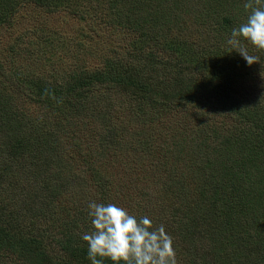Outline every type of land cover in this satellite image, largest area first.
<instances>
[{"label":"trees","instance_id":"trees-1","mask_svg":"<svg viewBox=\"0 0 264 264\" xmlns=\"http://www.w3.org/2000/svg\"><path fill=\"white\" fill-rule=\"evenodd\" d=\"M245 2L0 0V26L30 4L98 37L39 22L0 57V264H90L93 200L164 225L177 264H264V50L227 43Z\"/></svg>","mask_w":264,"mask_h":264},{"label":"clouds","instance_id":"clouds-1","mask_svg":"<svg viewBox=\"0 0 264 264\" xmlns=\"http://www.w3.org/2000/svg\"><path fill=\"white\" fill-rule=\"evenodd\" d=\"M255 4L262 6H254ZM246 20L233 27L227 43L251 65L259 61L242 46L241 38L264 50V0H246ZM92 229L81 234L90 264H177L173 238L164 225L153 227L148 215L136 216L116 203L90 201Z\"/></svg>","mask_w":264,"mask_h":264},{"label":"rangeland","instance_id":"rangeland-1","mask_svg":"<svg viewBox=\"0 0 264 264\" xmlns=\"http://www.w3.org/2000/svg\"><path fill=\"white\" fill-rule=\"evenodd\" d=\"M90 12H93V10L90 9ZM17 19L14 23V26L8 27L6 26H0V57L3 59V52L4 50L9 47L12 43L11 37L14 34H25L28 31H32L34 29H37V25L39 22L46 23L47 31L51 36H55L58 41L66 38L68 40H71L72 44L82 42L81 40H86L85 36L83 35L82 31H86L91 35H94L95 40H98V37H96L95 34V27L97 23H86V22H80L76 17V14L72 12H64L63 14H55V15H48L44 12L43 9L37 8L35 6H31L30 4L24 5L21 8V12L17 13ZM102 26H100L101 28ZM108 33V27L105 29H102L100 32V37L107 36ZM31 35V34H29ZM115 39L113 38V43H115ZM97 42V41H96ZM57 44V43H55ZM119 44L123 45L124 42H120ZM33 50L40 49L38 46H33ZM48 51V50H47ZM64 53H70L73 55V53L76 51L75 46H69L64 48ZM39 53L41 54L39 57L43 58L48 55H46L45 52H41V49L39 50ZM45 55V56H44ZM58 56H63L67 61H69L71 58H67L63 53H58ZM87 59L89 61V56H87ZM92 65L95 66L96 63H98V59L93 58ZM0 81H4L2 77H0ZM12 88V87H9ZM11 94H13L10 91ZM16 95V94H15ZM18 97V95H16ZM16 97V98H17ZM121 98L123 100L126 98V95H121ZM30 108H33L35 105L29 104ZM125 105L128 108H132L135 105V100L128 99ZM22 109H25L24 106H22ZM124 115L129 114V110L127 112L123 113Z\"/></svg>","mask_w":264,"mask_h":264}]
</instances>
